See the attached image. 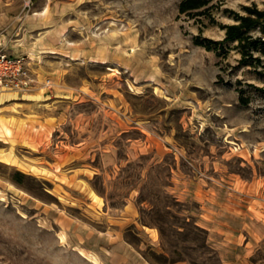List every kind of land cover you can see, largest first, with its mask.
Returning <instances> with one entry per match:
<instances>
[{"label":"rangeland","instance_id":"rangeland-1","mask_svg":"<svg viewBox=\"0 0 264 264\" xmlns=\"http://www.w3.org/2000/svg\"><path fill=\"white\" fill-rule=\"evenodd\" d=\"M179 1L0 0L37 80L0 100V264H110L107 231L148 264H264V73L194 43L264 0Z\"/></svg>","mask_w":264,"mask_h":264},{"label":"trees","instance_id":"trees-1","mask_svg":"<svg viewBox=\"0 0 264 264\" xmlns=\"http://www.w3.org/2000/svg\"><path fill=\"white\" fill-rule=\"evenodd\" d=\"M220 0H180L178 12L189 18L201 21L202 18H211L212 9ZM244 13H235L233 22L221 25L224 37L221 40L194 37V43L207 50H215L225 56L229 51V44L239 54L238 64L254 68L258 73H264V8L256 5L243 6ZM246 100H242L245 103ZM15 175H23L15 172ZM195 232H202L198 226H194ZM153 260L165 263L167 257L164 254L152 255ZM151 264V260H148Z\"/></svg>","mask_w":264,"mask_h":264},{"label":"built area","instance_id":"built-area-1","mask_svg":"<svg viewBox=\"0 0 264 264\" xmlns=\"http://www.w3.org/2000/svg\"><path fill=\"white\" fill-rule=\"evenodd\" d=\"M37 82L27 67L23 56H8L0 53V96L7 92L25 93ZM45 80L44 85L49 86Z\"/></svg>","mask_w":264,"mask_h":264},{"label":"crops","instance_id":"crops-1","mask_svg":"<svg viewBox=\"0 0 264 264\" xmlns=\"http://www.w3.org/2000/svg\"><path fill=\"white\" fill-rule=\"evenodd\" d=\"M6 96V94H3L0 97V100ZM106 234H109L110 237H114L115 239L108 240L110 245L107 247V253L110 264H148L145 259H143L136 251L132 249V247L121 240L122 238H120V233L118 231H107Z\"/></svg>","mask_w":264,"mask_h":264},{"label":"bare ground","instance_id":"bare-ground-1","mask_svg":"<svg viewBox=\"0 0 264 264\" xmlns=\"http://www.w3.org/2000/svg\"><path fill=\"white\" fill-rule=\"evenodd\" d=\"M2 95H3V94H2ZM2 95H1V96H2ZM1 96H0V97H1Z\"/></svg>","mask_w":264,"mask_h":264}]
</instances>
